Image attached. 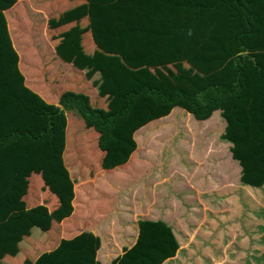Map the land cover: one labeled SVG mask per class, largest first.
Segmentation results:
<instances>
[{
	"label": "trees",
	"instance_id": "1",
	"mask_svg": "<svg viewBox=\"0 0 264 264\" xmlns=\"http://www.w3.org/2000/svg\"><path fill=\"white\" fill-rule=\"evenodd\" d=\"M18 1L0 0V262L23 237L40 239L38 229L48 232L73 215L84 185L73 179L75 155L67 159L65 152L82 130L99 134L98 156L105 154L103 166L109 167L135 156L132 131L140 115L182 107L205 122L220 112L240 183L264 185V0H86L85 32L95 52L84 50L80 36L61 37L58 55L85 74L86 80L72 83L89 84L92 96L64 90L58 105L32 90L21 70L7 16L19 11ZM96 75L102 86L93 83ZM73 117L85 127L71 130ZM33 184L44 196L39 202ZM54 200L59 206L51 211ZM138 228L135 246L113 264H164L176 257L180 247L165 223L141 221ZM101 245L99 236L84 232L62 239L35 264H100Z\"/></svg>",
	"mask_w": 264,
	"mask_h": 264
},
{
	"label": "rangeland",
	"instance_id": "2",
	"mask_svg": "<svg viewBox=\"0 0 264 264\" xmlns=\"http://www.w3.org/2000/svg\"><path fill=\"white\" fill-rule=\"evenodd\" d=\"M18 3L21 4L19 1ZM19 13L20 10H12L7 14L12 20H9L12 36L19 34ZM17 49L19 51L18 46ZM179 69H182V75L186 74L185 65ZM28 70L36 68L30 65ZM73 73L71 72L72 75ZM93 83L102 86L103 79L96 75ZM71 84L66 88L79 90L77 92L84 89L76 84L72 87ZM91 88L93 89L92 86H87L81 93L90 96ZM103 103L105 104V101ZM139 118L137 127L132 131L136 155L132 154L128 160L113 166H103L105 154H101L99 159V134L94 130H82L76 142L79 146H67V159L75 155L71 169L77 187L86 184L101 185V193L95 200L99 202V205H96L104 206L105 209L116 201L115 190L109 191L108 187L121 186L123 191L120 192V200H124L123 207L129 217L134 220L142 219L146 215L160 220L167 218L177 231L183 226L178 237L181 238L182 244L186 240L187 246L191 248L196 245L214 250L226 247L227 242L219 236L220 229L227 225L225 223L228 217L230 222H233L246 213L247 217L251 218L249 220L252 233H255L250 235L244 246L240 242L237 244L240 248H247L252 254L254 250L264 253V232L260 234V243L254 240L257 235V222L264 220V213H259L256 202L261 200L264 194L250 187L245 189L240 183L239 167L230 161L229 145L222 139L226 124L220 112H216L213 118L205 122L193 119L182 107L153 112L147 119L142 115ZM70 120L73 124L71 130H75L79 123L84 126L78 117ZM135 134L140 135L135 137ZM132 138H126L127 143L130 140L132 143ZM114 151L118 152V148ZM92 158L99 160L91 162ZM37 178L35 176V179ZM134 187L140 188L138 200H135ZM32 189L39 193L41 188L39 184H33ZM42 195L34 199L39 202L41 198L44 199ZM262 200L264 201V197ZM239 226H242L241 221ZM247 261L246 259V263ZM250 261L254 264V258L249 259Z\"/></svg>",
	"mask_w": 264,
	"mask_h": 264
},
{
	"label": "crops",
	"instance_id": "3",
	"mask_svg": "<svg viewBox=\"0 0 264 264\" xmlns=\"http://www.w3.org/2000/svg\"><path fill=\"white\" fill-rule=\"evenodd\" d=\"M19 2L21 4L18 3L17 8L20 10L21 27L19 35L17 33L14 35V40L19 45L20 61L22 63L21 70L25 74L27 81H30L28 85L32 90L45 100L58 105L60 93L64 90H71L66 88L70 84L69 82L86 80L83 72L60 60L58 55L60 40L58 39L67 37L69 41L73 37L79 38L78 36H80L84 50L89 52V55L95 52L96 47L91 33L85 32V29H88V3L86 0H19ZM72 11H76L79 16L85 15V18L83 17V20L82 17L76 18L74 14L72 15ZM33 18L35 19V31L32 23ZM52 22H57V26L54 29L51 26ZM60 22H64L65 25L58 27ZM29 24L30 27H28ZM77 26L80 27L79 30L73 29ZM31 49L35 50V55L29 52ZM30 65H33L36 70L29 71L28 66ZM71 68L75 69L76 71H74L77 74H80L79 80L72 76L71 72L73 73L74 71ZM30 77H33V79H30ZM71 86L74 87V84H71ZM87 86L90 85L88 84ZM86 87L83 91L86 90ZM100 105L103 106L104 103L101 102ZM139 135L135 134V137ZM227 144L230 148L231 144L228 142ZM229 159L231 161L230 154ZM231 162L237 165V162ZM242 186L245 189H249V186ZM108 189L109 191L115 190L116 201L107 211L99 207V202L95 200L101 192L100 186L97 184L84 185L76 194L74 201L75 210L71 217L65 219L62 223L54 222L48 232L38 229L40 239H32L33 235L23 237L18 244L19 249L14 246L15 250L13 253L8 254L0 264H35L41 255L54 251L62 239H73L84 232H91L101 238L102 245L97 253V261L100 264H113L115 260L124 255L125 250H130L135 246L139 236L138 223L141 221L163 222L172 229L180 248L176 257L164 264H252L251 261L249 262L251 258H254V264H264V260L262 261L264 253H261V250H254L252 254L247 251V248H240L237 244L240 242L244 246L245 242L249 241L250 235L255 233H252V226L249 220L251 218L247 217L246 213L243 215V209L242 218L230 222L228 217L225 223L227 225L220 229L221 235L219 236L227 242L226 247L214 250L203 249L196 245L191 248L187 246L186 240V243L183 242L184 244H182L180 242L181 238L178 237L182 232L181 228L183 226H180L179 231H177L167 218L160 220L148 217V215L142 219L134 220L124 210V200H120L122 195V193L120 195V192L123 191V188L118 185H111ZM134 189L133 191L136 192L135 200H138L140 199L138 195L140 188L134 187ZM252 189L254 191H262L264 194V185L261 188ZM262 198L256 202L260 214L264 213V201ZM58 206V201L54 200V206L50 210L53 211ZM240 221L242 226H239ZM133 227L135 229H132ZM255 231L257 235L254 240H258L257 242L260 243L262 240L260 234L262 231L264 232V220L257 222ZM235 244L238 246L237 250ZM246 259L248 260L247 263Z\"/></svg>",
	"mask_w": 264,
	"mask_h": 264
}]
</instances>
